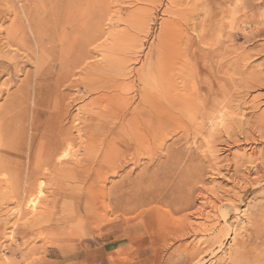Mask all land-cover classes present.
Masks as SVG:
<instances>
[{"label":"rangeland","instance_id":"rangeland-1","mask_svg":"<svg viewBox=\"0 0 264 264\" xmlns=\"http://www.w3.org/2000/svg\"><path fill=\"white\" fill-rule=\"evenodd\" d=\"M32 130L73 170L34 213ZM0 171V264H264V0H0Z\"/></svg>","mask_w":264,"mask_h":264},{"label":"bare ground","instance_id":"bare-ground-1","mask_svg":"<svg viewBox=\"0 0 264 264\" xmlns=\"http://www.w3.org/2000/svg\"><path fill=\"white\" fill-rule=\"evenodd\" d=\"M138 9V8H137ZM241 9V8H240ZM138 11V10H137ZM31 13V12H30ZM138 13V12H137ZM30 16V15H29ZM120 21V20H119ZM238 22V21H237ZM39 28H40V26H38ZM168 29V28H167ZM246 29V28H245ZM39 31V30H38ZM246 33V32H245ZM171 35V34H170ZM167 37V36H166ZM40 40V39H39ZM38 41V40H37ZM104 42V41H103ZM8 43V42H7ZM44 42H42V44H43ZM54 45V44H53ZM98 45V44H97ZM38 46V45H37ZM100 47V46H99ZM134 47H135V45H134ZM111 48V47H110ZM151 48V47H150ZM42 50H41V52L43 51V47L41 48ZM56 49V48H55ZM36 51H37V49H36ZM136 51V50H135ZM55 53H56V51H54ZM37 53V52H36ZM79 54V53H78ZM128 54V53H127ZM238 54V53H237ZM56 55H58V54H56ZM65 55L66 56H71V50L70 49H68V50H65ZM34 56L38 59V63H37V66H38V68H40V66H39V61H40V56H41V53L38 51V54H34ZM127 56V55H126ZM244 57V56H243ZM67 58H69V57H67ZM199 58V57H198ZM77 59V58H76ZM121 59H123V58H121ZM243 60V59H242ZM64 62V61H63ZM75 63V62H74ZM125 65V64H124ZM161 66H159V68H160ZM232 67H233V65H232ZM161 69V68H160ZM240 73V72H239ZM229 77V76H228ZM231 79V78H230ZM56 82V81H55ZM121 82H123V80L121 81ZM59 83V82H58ZM43 84V83H42ZM121 84H123V83H121ZM121 84H119V85H117V86H111V84H109V89L110 90H112V89H115V90H117L120 86H121ZM162 86V85H161ZM160 86V87H161ZM104 87V86H103ZM106 87V86H105ZM159 87V86H158ZM107 88V87H106ZM165 87H163V89H164ZM39 89V88H38ZM43 89V88H42ZM53 89V88H52ZM120 89V88H119ZM160 90V89H159ZM165 91H166V89H164ZM155 91V90H154ZM110 92V91H109ZM157 92V91H156ZM161 92V91H160ZM159 92V93H160ZM167 92V91H166ZM39 93V92H38ZM119 94V93H118ZM138 94H140V93H138ZM152 94V93H151ZM154 94V93H153ZM166 94V93H165ZM113 95V94H112ZM141 95V94H140ZM168 95V94H167ZM175 95V94H174ZM179 95V94H178ZM115 96H117L116 94H115ZM154 96V95H153ZM164 96H166V95H164ZM168 96H171V95H168ZM167 96V97H168ZM144 97H146V96H144ZM182 97V96H181ZM109 98V97H108ZM112 98V97H111ZM172 98H173V96H172ZM105 99H107V98H105ZM113 99V98H112ZM115 99V98H114ZM146 99V98H145ZM109 100H110V98H109ZM176 100V99H175ZM144 101V100H143ZM154 101H155V99H154ZM168 101V100H167ZM108 102V101H107ZM112 102H114V101H112ZM169 102V101H168ZM144 103V102H143ZM110 104V103H109ZM109 104H107V105H109ZM116 104H118V102L116 103ZM120 104V103H119ZM127 104H129V102L127 103ZM145 104V103H144ZM39 105V104H38ZM106 105V106H107ZM131 105V104H130ZM129 105V106H130ZM33 106V105H32ZM104 106V105H103ZM118 106V105H117ZM117 106L116 107H113V108H109L108 106V109H106V111L105 112H101V113H99V115H102V116H104V117H106L105 115H107V116H110L111 118L112 117H115V120L117 119V120H120V119H124V118H126V117H128V121H129V119H133V120H136V121H138V119H139V117H141L144 121H145V124H149L150 123V119H148L147 118V115H148V113L147 114H141L140 113V115H139V112H138V109H137V107L136 106H133L132 108H130L129 106H123L122 104H121V106H119L118 108H117ZM140 106V105H139ZM112 107V106H111ZM148 107V106H147ZM152 107V106H151ZM37 108V107H36ZM151 109V108H150ZM189 109V108H188ZM71 110V109H70ZM182 110V109H181ZM71 112V111H70ZM183 112V111H182ZM81 113H83V112H81ZM93 116L94 115H92V120L94 121V119H93ZM99 117V116H98ZM94 118H95V116H94ZM2 119V118H1ZM90 119V118H89ZM98 119V118H97ZM105 119V118H104ZM88 120V119H87ZM91 120V119H90ZM112 120V119H111ZM125 120V119H124ZM123 120V121H124ZM127 120V119H126ZM157 120H159V118L157 119ZM67 121V120H66ZM135 121V122H136ZM36 122H38V121H36ZM35 122V123H36ZM54 122V121H53ZM79 122V121H78ZM132 123H134V122H131V123H129V124H132ZM153 123H154V119H153ZM37 124V123H36ZM55 124V123H54ZM117 124V123H116ZM118 124H119V121H118ZM124 124V123H123ZM138 124V123H137ZM64 125V124H63ZM75 125V124H74ZM92 125V124H91ZM121 125V124H120ZM136 125V124H135ZM144 125V124H143ZM35 126V125H34ZM38 126H39V124H38ZM56 126V125H55ZM59 126H61V125H59ZM58 126V127H59ZM118 126V125H117ZM134 126V125H133ZM137 126V125H136ZM158 126V125H157ZM41 127V126H40ZM125 127H126V124H125ZM131 127V126H130ZM130 127H128L127 129H129V131H131L132 132V134H133V129L135 128V126H134V128L133 129H131L130 130ZM140 127L141 126H138V128L137 129H140ZM144 127V126H143ZM36 128H38L37 126H36ZM73 128V127H72ZM71 127H70V129H72ZM121 128V127H120ZM151 128V127H150ZM187 128V127H186ZM86 129H87V127H86ZM117 129V128H116ZM124 130H125V132L127 131L125 128H123ZM136 129V128H135ZM134 129V130H135ZM144 129V128H143ZM153 129V128H152ZM35 130H37V129H35ZM78 130V129H77ZM76 130V131H77ZM79 130H81V129H79ZM88 130V129H87ZM115 130V129H114ZM122 130V129H121ZM147 130V129H146ZM162 130V129H161ZM181 130V129H180ZM34 130H32V134H31V138H30V143H28V145H26V151H27V154H25V153H22L23 155H22V161L21 162H19V161H17L20 165V170H19V168H17L20 172H19V176H20V174H21V176H23V179H24V183H25V188H26V192L28 193L27 195H29V198H28V200L30 199V201H29V203L31 204V211L34 213L35 211H36V207L34 208V206H36V203H40V204H42V205H45V206H47L49 209H51V208H54L55 209V197L57 196L58 197V194H56V196H55V193H54V191L56 192V191H59L60 189H61V187H62V184H61V182H60V172L63 174V176H65V177H67V179H68V181H70V177H71V175H72V173H73V170H72V166H71V164L70 163H63V160L66 158L67 159V156H68V152L69 151H67L68 149H66V152H64L62 155H60V156H57V143H59V139H57L56 137H51V139H50V142L49 143H40L39 144V142L36 140V138H35V133L33 132ZM39 131V130H38ZM54 131V130H53ZM89 131V130H88ZM116 132L115 133H117V131L118 130H115ZM154 131V130H153ZM37 132V131H36ZM123 132V131H122ZM121 132V133H122ZM134 132H136V131H134ZM140 132V131H139ZM143 132H144V130H143ZM42 133V132H41ZM59 133V132H58ZM57 133V134H58ZM137 133V132H136ZM147 133V132H146ZM61 134V133H60ZM65 135H62L63 136V138L66 140V141H68L67 139H68V134H66V133H64ZM76 134V133H75ZM125 134V133H124ZM128 134H130L129 132H128ZM131 134V135H132ZM139 134H143V133H139ZM149 134V133H148ZM178 134V133H177ZM37 135V134H36ZM43 135V134H42ZM48 134H46V136H47ZM53 135H55L54 133H53ZM70 135H72L71 133H70ZM117 135V134H116ZM126 135H127V133H126ZM130 135V136H131ZM135 135V134H134ZM134 135H132L133 137L132 138H134ZM146 135V134H145ZM150 135V134H149ZM38 136V135H37ZM40 136V135H39ZM38 136V137H39ZM50 136V135H49ZM59 136V135H58ZM100 136H102V135H100ZM129 136V135H128ZM136 136V135H135ZM41 137V136H40ZM48 137V136H47ZM59 137H61V136H59ZM161 137H163V136H161ZM106 138V137H105ZM108 138V137H107ZM126 138H128V137H126ZM125 138V139H126ZM139 138H141V137H139ZM143 138V137H142ZM146 138H147V136H146ZM149 138V137H148ZM38 139V138H37ZM93 139V138H92ZM114 139V138H113ZM62 140V139H61ZM85 140V139H84ZM129 140V139H128ZM148 140V139H147ZM64 140H62V142H63ZM65 141V142H66ZM78 141V140H77ZM115 141V140H114ZM131 141V140H130ZM129 141V142H130ZM52 142V143H51ZM80 142V141H79ZM86 142V141H85ZM117 142V141H116ZM87 143V142H86ZM112 143H113V141H112ZM140 143H141V141H140ZM143 143V142H142ZM149 143V142H148ZM53 144H55V148L53 147ZM60 144V143H59ZM77 144V143H76ZM131 144V143H130ZM80 145V144H79ZM88 145L89 144H87V147L86 148H88ZM95 145H97V144H95ZM128 145V144H127ZM131 145H133V143L131 144ZM147 145V144H146ZM146 145H145V148H146ZM82 146V145H81ZM140 146H141V144H140ZM70 147V146H69ZM97 147V146H96ZM103 147H104V145H103ZM123 147V146H122ZM135 147H137V146H135ZM134 147V148H135ZM98 148V147H97ZM111 148V147H110ZM114 148V147H113ZM118 148V147H117ZM137 149V148H136ZM135 149V150H136ZM143 149V148H142ZM86 150V149H85ZM84 150V151H85ZM120 150H121V147H120ZM132 150V152H133V149H131ZM108 151H109V148H108ZM89 153V150L88 151H86V153ZM96 151L94 150V152H93V154L95 153ZM131 152V151H130ZM146 152V151H145ZM87 153V154H88ZM107 153V152H106ZM118 153V152H117ZM152 153V152H151ZM150 153V154H151ZM154 153V152H153ZM59 154V153H58ZM87 154H86V157H88L87 156ZM92 154V155H93ZM109 155H110V153H108ZM111 154H112V152H111ZM116 154V153H115ZM145 154V153H144ZM17 155V154H16ZM100 155V154H99ZM130 155V154H129ZM128 155V156H129ZM153 155V154H152ZM85 156V155H84ZM114 156V155H113ZM137 156H139V155H137ZM250 156V155H249ZM17 157V156H16ZM96 157V156H95ZM146 157V156H145ZM20 158V157H19ZM73 158H75V157H73ZM83 158V157H82ZM106 158V157H105ZM108 158V157H107ZM117 158V157H116ZM109 159V158H108ZM112 159V158H111ZM114 159V158H113ZM67 161H68V159H67ZM86 161V160H85ZM89 161V160H88ZM87 161V162H88ZM107 161V160H106ZM17 162H16V165H17ZM77 162V161H76ZM99 162V161H98ZM101 162V161H100ZM73 163H74V161H73ZM83 163H86V162H83ZM103 163V162H102ZM101 163V164H102ZM6 164V163H5ZM82 164V163H81ZM129 164V163H128ZM84 165V164H83ZM82 165V166H83ZM7 166V165H6ZM62 166H65V167H62ZM75 166V165H74ZM79 166V165H78ZM77 165H76V167H78ZM81 166V165H80ZM102 166V165H101ZM13 167V166H12ZM16 167H18V166H16ZM85 167V166H84ZM245 168V167H244ZM16 169V168H15ZM16 169V170H17ZM80 169H82L81 167H80ZM117 169V168H116ZM149 169V168H148ZM102 171V170H101ZM100 171V172H101ZM115 171V170H114ZM244 171H245V169H244ZM1 172V171H0ZM237 172V171H236ZM17 173V172H16ZM115 173V172H114ZM117 173V172H116ZM217 173V172H216ZM87 175H88V173H86ZM112 174V173H111ZM107 175V174H106ZM120 175V174H119ZM218 175V174H217ZM241 175V174H240ZM74 177H76V175L74 176ZM107 177V176H106ZM238 177V176H237ZM22 178V177H21ZM8 179V178H7ZM12 179V178H11ZM10 180V179H9ZM75 180V179H74ZM104 180V179H103ZM11 181V180H10ZM16 181V180H15ZM14 181V182H15ZM20 181V180H19ZM77 182H78V180H76ZM240 181V180H239ZM77 182H75L76 184H77ZM13 183V182H12ZM68 183V182H67ZM73 183V182H72ZM81 183V182H80ZM80 183H78V184H80ZM16 184H20L19 182L18 183H16ZM15 184V185H16ZM70 184V183H69ZM242 184V183H241ZM12 185V184H11ZM14 185V184H13ZM15 185H14V187H15ZM22 185V184H21ZM20 185V186H21ZM67 185V184H66ZM65 185V186H66ZM72 185V184H71ZM81 185H85V184H81ZM236 185V184H235ZM77 186V185H76ZM18 187V186H17ZM23 186H21V188H22ZM20 187H18L17 189H21ZM66 188V187H65ZM45 189H48V190H50V191H52V193H49V194H47V196L46 197H43V195H44V193H47V192H45ZM22 190V189H21ZM15 191V190H14ZM19 191V190H18ZM17 191V192H18ZM24 191V190H23ZM16 192V191H15ZM20 192V191H19ZM14 193V192H13ZM24 193V192H23ZM57 193V192H56ZM59 193V192H58ZM109 193V192H108ZM11 194H12V192H11ZM60 194H62V193H60ZM18 195H19V193H18ZM24 195V194H23ZM109 195V194H108ZM111 195H112V193H111ZM229 195V194H228ZM232 195V194H231ZM60 196H62V195H60ZM65 196V195H64ZM10 197V196H9ZM22 197V196H21ZM110 197V196H109ZM112 197H116V196H112ZM124 197V196H123ZM145 197V196H144ZM12 198V200H13V197H10V199ZM24 198V197H23ZM32 198V199H31ZM59 198V197H58ZM61 198V197H60ZM6 199V198H5ZM5 199H4V201H5ZM8 200L9 202L11 201V200ZM66 199V198H65ZM110 199H111V197H110ZM109 199V200H110ZM122 199V198H121ZM133 199V198H132ZM227 199V198H226ZM7 200V199H6ZM14 200H16V198L14 199ZM13 200V201H14ZM19 200V199H18ZM27 200V199H26ZM27 200V201H28ZM57 200V199H56ZM59 200V199H58ZM120 200V199H119ZM134 200V199H133ZM7 202V201H6ZM12 202V201H11ZM10 202V203H11ZM14 202H18V201H14ZM26 202V201H25ZM25 202H24V207L26 206V204H25ZM45 202H47L46 204H44ZM60 202H61V200H60ZM109 202V201H108ZM120 202V201H119ZM126 202V201H125ZM141 202V201H140ZM143 202H145V201H143ZM227 202H228V200H227ZM16 203H15V205H16ZM22 203V202H21ZM55 203V204H54ZM58 203V205H59V202H57ZM110 203H111V201H110ZM115 203V202H114ZM142 203V202H141ZM8 205H9V203H7ZM12 204V203H11ZM128 204V203H127ZM17 205H18V203H17ZM112 205V204H111ZM29 206V205H28ZM117 206V205H116ZM238 206V205H237ZM236 206V207H237ZM12 207V206H11ZM14 207V206H13ZM20 207V206H19ZM19 207H18V211L22 208V207H20V209H19ZM32 207L34 208V210H32ZM15 209H16V207H14ZM12 209V208H11ZM25 209V208H24ZM22 210V209H21ZM38 210V209H37ZM127 210H129V209H127ZM17 211V212H18ZM125 211V210H124ZM15 212V211H14ZM31 213V212H30ZM169 213V212H168ZM52 214H53V212H52ZM6 215H7V213H6ZM23 215V214H22ZM25 216V215H24ZM26 216H28V215H26ZM25 216V217H26ZM37 216H40V215H37ZM41 216H42V214H41ZM3 216H1V218H2ZM17 217V216H16ZM20 216L18 215V218H19ZM29 217V216H28ZM22 218V217H21ZM31 218V217H30ZM40 218V217H39ZM50 218H53V215L52 216H50ZM57 218V217H56ZM20 219V218H19ZM34 219V218H33ZM6 220V219H5ZM4 220V221H5ZM16 220H17V218H16ZM23 220H24V218H23ZM26 220H27V218H26ZM29 220V219H28ZM48 220V219H47ZM22 221V220H21ZM20 221V222H21ZM39 221V223H40V219L38 220ZM18 222V221H17ZM46 222V221H45ZM50 222H52V221H50ZM30 223V222H29ZM48 224H49V222H48ZM13 226V225H12ZM47 226V225H46ZM168 226H171V225H168ZM22 227H23V224H22ZM42 227V226H41ZM179 227V226H178ZM179 230V229H178ZM177 230V231H178ZM31 231V230H30ZM35 231H37V229L36 230H34V232ZM40 230H38L37 232H39ZM45 232V231H44ZM27 233V232H26ZM36 234V233H35ZM37 234H39V233H37ZM36 234V235H37ZM44 234V233H43ZM249 234V233H248ZM40 235V234H39ZM250 236V235H249ZM40 237H41V235H40ZM56 237V236H55ZM55 237H53V238H55ZM42 242V241H41ZM238 246V245H237ZM222 250V249H221ZM18 251V250H17ZM243 252V251H242ZM50 253H52V252H50ZM54 253V252H53ZM238 257V256H237ZM241 258V257H240ZM237 261V260H236ZM241 261V260H240ZM257 261V260H256ZM242 262V261H241ZM259 263V262H258ZM260 264V263H259Z\"/></svg>","mask_w":264,"mask_h":264}]
</instances>
